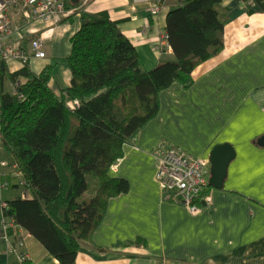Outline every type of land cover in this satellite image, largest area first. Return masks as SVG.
Listing matches in <instances>:
<instances>
[{
    "label": "crops",
    "instance_id": "0c3cea01",
    "mask_svg": "<svg viewBox=\"0 0 264 264\" xmlns=\"http://www.w3.org/2000/svg\"><path fill=\"white\" fill-rule=\"evenodd\" d=\"M163 2L159 15L151 13L149 0H89L85 9L107 10L136 46L144 68L153 69L175 58L167 16L181 0ZM221 7L223 49L201 62L191 79L175 80L161 91L158 112L125 144L124 156L112 168L129 181V189L110 197L103 220L71 264H264V145L258 142L264 135V10L241 0H223ZM81 13L56 24L52 39H46L54 57L34 59L41 61L39 70L30 65L40 72L54 64L50 84L57 92L71 84L70 39L81 26ZM42 24L45 29L34 34L52 26ZM27 37L20 31L13 39L29 48ZM5 64L21 65L12 59ZM12 82L5 75L2 84L10 91ZM222 142L236 150L224 186L206 188L197 212L171 200L156 177L155 154L177 146L209 156ZM20 186L22 175L0 140V264H20L17 237L29 233L4 224L9 218L2 202L29 196ZM26 242L29 264H64L32 234Z\"/></svg>",
    "mask_w": 264,
    "mask_h": 264
},
{
    "label": "trees",
    "instance_id": "16d2710c",
    "mask_svg": "<svg viewBox=\"0 0 264 264\" xmlns=\"http://www.w3.org/2000/svg\"><path fill=\"white\" fill-rule=\"evenodd\" d=\"M222 1L181 0L171 9L167 32L175 58L153 69L144 68L136 46L107 10L81 13V26L70 39L71 84L60 92L50 84L54 64L40 72L3 65L2 82L5 75L12 81L21 77L28 93L20 101L1 82L0 140L29 195L9 201L7 212L61 263L76 262L110 197L129 189V181L112 168L125 144L158 112L161 91L191 79L201 62L223 49ZM241 1L264 10V0Z\"/></svg>",
    "mask_w": 264,
    "mask_h": 264
},
{
    "label": "built area",
    "instance_id": "2783aa9c",
    "mask_svg": "<svg viewBox=\"0 0 264 264\" xmlns=\"http://www.w3.org/2000/svg\"><path fill=\"white\" fill-rule=\"evenodd\" d=\"M156 7L164 5L162 0H155ZM79 7L68 5L67 0H0V86L2 82L3 65L9 59L23 65H31L34 59H51L53 50L45 46V41L55 29V25L63 19L77 13ZM35 20H43L52 24L40 35L31 37L29 48L13 39V36ZM24 80L17 77L12 82L11 94L20 101L27 99L28 93L24 90ZM72 106L79 105V101H68ZM3 102L0 97V132L2 123ZM157 159V178L163 187L168 189L171 200L186 205L192 212L200 211L206 196L203 194L209 187L210 159L206 155H194L177 146H172L155 154ZM3 208L8 211L9 203L2 202ZM9 221L4 218L5 228L9 224L18 226L14 216L5 212ZM16 227V228H17ZM29 233L18 235L19 249L14 245L10 250L16 251L18 261L24 262L31 258L25 249Z\"/></svg>",
    "mask_w": 264,
    "mask_h": 264
},
{
    "label": "water",
    "instance_id": "95a60500",
    "mask_svg": "<svg viewBox=\"0 0 264 264\" xmlns=\"http://www.w3.org/2000/svg\"><path fill=\"white\" fill-rule=\"evenodd\" d=\"M77 2L78 0H71ZM259 144L264 145V135L258 140ZM236 150L230 142L215 144L209 154L210 159V183L222 188L228 174L229 163L235 158Z\"/></svg>",
    "mask_w": 264,
    "mask_h": 264
},
{
    "label": "rangeland",
    "instance_id": "374dc122",
    "mask_svg": "<svg viewBox=\"0 0 264 264\" xmlns=\"http://www.w3.org/2000/svg\"><path fill=\"white\" fill-rule=\"evenodd\" d=\"M88 1L89 0H80L78 3L75 4L76 6L79 7L78 13L80 11L81 12H84V10H86L85 8L87 6ZM149 1H150V10H151V13L153 15H159L160 13H162V11L165 8V5H162V7L157 8L156 7L155 0H149ZM162 1H165V0H162ZM71 16H73V15H71ZM67 18H69V17H67ZM62 21H64V19L61 20L60 22H58V24L61 23ZM42 23H45V22H43V21H34V22H31L27 27H25L24 29L21 30L24 35H28L29 36V37H27V38H29V41L28 42H30L31 37H35L36 35H40L42 32H40L39 34L38 33L37 34H34V33L39 32L40 30H44L45 29L44 27H45L46 24L43 25ZM47 39H48L47 41H50L52 39V34ZM17 44H19V43L17 42ZM45 46H46V42H45ZM31 64H32L31 66L32 67H35L37 70H39L41 68V66H40L41 65V61H34V62H31ZM133 141H134V139H133ZM156 167H157V159H156ZM156 177H157V171H156ZM209 178H210V172H209ZM93 182H95V181L93 180ZM91 185H93V184H91ZM211 185L212 184L210 183L209 186H211ZM19 188H20V193L22 194V189H24V187L20 186ZM163 189L165 190V192H168L169 191L165 187H163ZM25 233H27V232H25ZM20 234L21 233H19V235ZM17 239H18V237H17ZM25 249L27 250V247H25ZM109 249H110V247H106L105 250L109 251Z\"/></svg>",
    "mask_w": 264,
    "mask_h": 264
}]
</instances>
